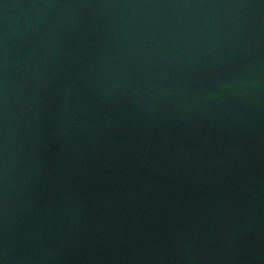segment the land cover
Returning a JSON list of instances; mask_svg holds the SVG:
<instances>
[{"label": "water", "instance_id": "water-1", "mask_svg": "<svg viewBox=\"0 0 264 264\" xmlns=\"http://www.w3.org/2000/svg\"><path fill=\"white\" fill-rule=\"evenodd\" d=\"M0 264H264V0H0Z\"/></svg>", "mask_w": 264, "mask_h": 264}]
</instances>
